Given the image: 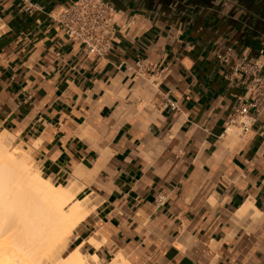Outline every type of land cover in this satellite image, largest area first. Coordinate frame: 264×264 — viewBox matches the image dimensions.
I'll list each match as a JSON object with an SVG mask.
<instances>
[{
  "label": "crops",
  "instance_id": "0c3cea01",
  "mask_svg": "<svg viewBox=\"0 0 264 264\" xmlns=\"http://www.w3.org/2000/svg\"><path fill=\"white\" fill-rule=\"evenodd\" d=\"M73 1L0 0V132L92 204L65 245L90 264H264V110L230 123L250 98L238 60L264 72V0H107L102 57L57 22Z\"/></svg>",
  "mask_w": 264,
  "mask_h": 264
},
{
  "label": "bare ground",
  "instance_id": "6f19581e",
  "mask_svg": "<svg viewBox=\"0 0 264 264\" xmlns=\"http://www.w3.org/2000/svg\"><path fill=\"white\" fill-rule=\"evenodd\" d=\"M12 143L10 133L0 132V264L100 263L82 246L55 257L93 209L85 208L88 197L78 198L73 185L49 181L31 163V151L12 154ZM90 243L98 246L94 240ZM110 264L121 262L115 256Z\"/></svg>",
  "mask_w": 264,
  "mask_h": 264
},
{
  "label": "built area",
  "instance_id": "2783aa9c",
  "mask_svg": "<svg viewBox=\"0 0 264 264\" xmlns=\"http://www.w3.org/2000/svg\"><path fill=\"white\" fill-rule=\"evenodd\" d=\"M57 22L66 31L69 39L83 46L88 53L102 57L111 50L116 38V27L112 8L107 0H75L63 7L56 15ZM226 59V56H219ZM137 66L142 67L141 62ZM260 60L250 61L247 57L238 60L234 74H242L248 80L250 94L247 103H239L230 123L237 125L240 132L250 131L254 117L264 110V72ZM240 100L242 98H239ZM167 103L175 108L170 100ZM160 199L159 201H161Z\"/></svg>",
  "mask_w": 264,
  "mask_h": 264
},
{
  "label": "rangeland",
  "instance_id": "374dc122",
  "mask_svg": "<svg viewBox=\"0 0 264 264\" xmlns=\"http://www.w3.org/2000/svg\"><path fill=\"white\" fill-rule=\"evenodd\" d=\"M234 132H238V129H234ZM234 132H233V133H234ZM19 148H22V147L17 146V145L15 144V142H13V143L11 144L10 151H11L12 154H14L15 156L19 157V156H21V154H22L21 151L19 150ZM16 152H17V153H16ZM31 163L34 164L33 161H32ZM34 166H35V164H34ZM35 167H36V166H35ZM36 168L39 169L38 167H36ZM48 180L51 181L49 178H48ZM51 182H52V181H51ZM70 184L73 185V187H71V191L74 192V193H76V195H78L79 190L77 189L76 184H74V183H72V182H71ZM66 186H67V185H66ZM87 204H88V201H87ZM87 204L85 205V208L92 207V204H91V203H89L88 205H87ZM66 241H67V240H66ZM66 241L63 243L62 246H60V247L56 250V252H55V257H56V258H59L63 252L66 253L67 251L70 250V248H69L67 245H65Z\"/></svg>",
  "mask_w": 264,
  "mask_h": 264
}]
</instances>
